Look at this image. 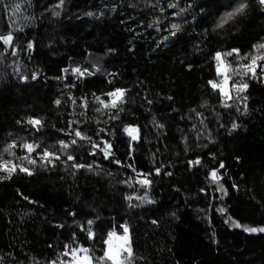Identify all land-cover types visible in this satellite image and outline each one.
<instances>
[{"label":"trees","instance_id":"16d2710c","mask_svg":"<svg viewBox=\"0 0 264 264\" xmlns=\"http://www.w3.org/2000/svg\"><path fill=\"white\" fill-rule=\"evenodd\" d=\"M242 2L244 13L217 27L234 0H0V37L13 35L0 40V160L17 166L0 168V264H51L80 245L96 259L125 225L132 264H264V232L245 231L264 227L261 60L243 92L238 70L228 72L231 99L209 83L223 77L217 52L239 49L228 62L239 71L264 54L254 48L264 8ZM117 88L123 102L111 107ZM77 130L88 139L73 145ZM24 136L57 153L55 167L37 157L22 165L31 175L20 171ZM101 138L113 156L89 154ZM60 141L92 168L65 163Z\"/></svg>","mask_w":264,"mask_h":264},{"label":"snow or ice","instance_id":"6c2138e0","mask_svg":"<svg viewBox=\"0 0 264 264\" xmlns=\"http://www.w3.org/2000/svg\"><path fill=\"white\" fill-rule=\"evenodd\" d=\"M234 2L237 4V6L235 7V9L231 12H227L225 14V16L221 17V23L217 24V27H223L224 23H227L228 20L233 19L235 16L243 14L245 9L247 8V4L243 3L242 0H234ZM258 3L261 6H264V0H258ZM231 6V5H229ZM169 7H176V5L174 4H169ZM184 9H181L180 12H183ZM59 13H57L58 15ZM177 15H179V13H177ZM172 29H174L175 31H172L170 33V35L172 37L176 36V33L178 31H180V25L178 24H172ZM13 37L11 35H8L6 37H0V40H3L5 44H8L12 41ZM165 39H168L167 37ZM29 47H31V45H29ZM254 48L257 50V52H259L261 49H264V43H258L256 45H254ZM240 50L239 49H232L231 51L225 53L224 55L226 56H232L234 53L236 55H239ZM221 53L217 52L215 54V59L217 61V72L218 73H224V79H223V83L222 84H218L214 81H209V83L212 85L213 89H220L221 94L223 95V97L225 98V100L227 99H231L230 95H229V90L227 88L228 85V80L229 77L227 75V69H223L221 68ZM242 60L245 58L243 56L240 57ZM258 60H264V55H253L251 56V63L250 64H245L242 65V67L244 69H246V71L243 73V75H247L248 73H252L253 77H255L256 75V67H257V61ZM75 72L79 73L81 76H83L85 74V72L81 71L79 68L74 69ZM87 71V70H85ZM234 87H236L237 89V93L243 92L248 88V84L247 83H241L239 85H234ZM125 90L124 89H120L117 88L115 89V91L113 92H109L107 93V96L111 97V107H116L117 106V102L120 101L121 103L123 102V95H124ZM99 99V98H97ZM57 104L60 103L59 100L56 101ZM101 103H103V101H101ZM225 107H229L230 105L225 104ZM99 110V109H98ZM30 124L33 125H40L41 121L39 120H30L29 121ZM162 127V126H161ZM238 127V125L236 123L232 124V129L235 130ZM124 131L127 132L129 134V136L132 137V139H136V136L134 135L135 133V129H131L129 127H125ZM75 135L77 137H80L81 139H88L87 137H84L80 131H76ZM63 148L67 149L69 147V144H66L64 141H60L59 142ZM71 144H76L75 140L71 141ZM105 147L101 149L104 158H107L110 155V149H111V145L107 142L104 141ZM15 147V141H13L12 144H9L7 149H5L6 151L12 149ZM22 147L24 149H27V151L29 153L33 152L35 150V147H38V145L34 146L32 144H23ZM95 147H99V145H95ZM22 159H28V157H23ZM40 160L41 162L45 163V164H52L53 167H55V162L60 160V157L58 155H56L55 153L49 152L47 149H44L42 152V155H40ZM67 161H73L74 162V167L76 168H84L87 167L89 169L92 168V165H84V164H77L75 163V158L71 155L67 156V160L65 161V163ZM29 163L31 164H35L36 160L31 159L29 160ZM117 163H119V161H117ZM190 163H195V164H199L200 161L199 159H197L196 161L190 162ZM220 167H223V164L220 165ZM0 168H3L5 171H7L9 174H11L12 172L16 171L17 166L16 165H12V167H8L7 164H0ZM20 171L27 173L28 175H31L32 173L30 172V170L28 168H24V167H20ZM160 172V169H156V174L158 175ZM169 175H171V173H168ZM211 177L213 181H217L219 179V176L217 174L216 170H213L211 172ZM143 184L145 185H149L151 183L150 180H148L147 178L143 179L141 181ZM222 187V186H221ZM71 215H75L74 213ZM89 226L92 225V221H88L87 222ZM235 227H240L239 224H235ZM61 227H63L61 225ZM81 230H83V226H81ZM123 231L125 233V235L123 237H120L119 239H122L124 241L123 244H121L119 247L114 248L113 244H112V237L114 235V233L109 232L108 233V239L104 241V243L107 245V247L103 250V255L96 258L95 259V264H132V250L131 247L128 245V229L127 226L123 227ZM245 231L248 232H264V227H260V228H255V227H246ZM95 236V233L92 232H88L87 237L88 239H93ZM74 239V237H73ZM67 249V246H66ZM89 249L85 248L83 245H80L79 247H75V248H71L70 251H66L65 255H70L72 257L71 261L68 262V264H94V260L92 258L91 255H89ZM79 253H84L83 256L79 255ZM125 254L124 255V259H121V254ZM51 264H57V261H52ZM61 264H63V262H61Z\"/></svg>","mask_w":264,"mask_h":264},{"label":"rangeland","instance_id":"374dc122","mask_svg":"<svg viewBox=\"0 0 264 264\" xmlns=\"http://www.w3.org/2000/svg\"><path fill=\"white\" fill-rule=\"evenodd\" d=\"M8 35H11L12 37H13V35L12 34H8ZM8 35H6V36H8ZM5 36V37H6ZM12 42V41H11ZM10 42V43H11ZM10 43H8V44H10ZM222 55H221V68H223V69H227V75H228V77H229V80H228V85H227V88H228V90H229V95H231L230 93H231V89H232V86H231V84H230V80H231V74H228V72L231 70V73H233L234 71H236V70H238V72H235V74L237 73V76H239V77H242V80H243V82H247L248 81V79L252 76L250 73H248L247 75H243V73L245 72V70H240L239 71V69H235V67L236 68H238L239 67V65L238 66H235L234 67V70L232 69V67L231 66H229L228 65V62H229V58H230V56H226V55H224L225 53H221ZM239 59H241L240 57H239ZM238 59V60H239ZM242 60V59H241ZM220 74H222L223 75V77L221 78V81L220 82H218V84H222L223 83V79H224V73H220ZM241 80V81H242ZM111 97H109L108 96V102H109V104L111 105ZM107 103V102H106ZM118 104H120V101H118L117 102V105ZM223 106H224V104H223ZM240 114L241 115H243V114H246V112H250V110H249V108H248V104H246V103H243V105H241L240 107ZM239 108L237 109V110H239ZM132 128H134L135 130H137L135 127H132ZM84 137H86L85 136V134H82ZM101 139H103V138H101ZM100 139V140H101ZM99 140V141H100ZM108 141V140H107ZM16 142V141H15ZM25 143H27V144H32V145H34V146H36L37 144H33V143H31L30 141H29V139H28V137H26V136H24V137H22L21 138V141H20V147L21 148H19V149H21V150H23V148H22V145L23 144H25ZM26 152V154H30L28 151H27V149H24ZM35 151H40V149L38 148V147H35V150L33 151V152H35ZM68 148L67 149H62L61 150V154H64V155H66V156H68L69 154H68ZM32 153V152H31ZM24 161L25 162H29V160L28 159H22V157H21V160L19 161V162H17V163H19L18 165H20V167L22 166V165H24L23 163H24ZM125 226H127V225H125ZM127 229H128V233H127V235H128V245L130 246V231H129V227L127 226ZM125 235V233H124V231H123V233L121 234V235H117V234H114L113 235V237H112V244H113V247L114 248H116V247H119L121 244H123L124 243V241L122 240V239H119L120 237H123ZM107 247V246H106ZM66 251H70V249L68 248V249H66L64 252H63V254L59 257L60 259L59 260H57V264H61V262H63V264H68V262L69 261H71V259H72V257L70 256V255H65V253H66ZM79 255H81V256H83L84 255V253H79ZM124 255L125 254H121V259H124ZM93 258V260H94V264H95V259H94V257H92ZM132 259V258H131Z\"/></svg>","mask_w":264,"mask_h":264},{"label":"built area","instance_id":"2783aa9c","mask_svg":"<svg viewBox=\"0 0 264 264\" xmlns=\"http://www.w3.org/2000/svg\"><path fill=\"white\" fill-rule=\"evenodd\" d=\"M261 6V5H260ZM261 7H263L264 8V6H261ZM264 55V54H263ZM261 63V75L263 76V80H264V60H261L260 61ZM37 78V74L36 75H34L33 76V78H32V80H35ZM235 90H237L236 89V87L234 88ZM243 99H248V96L247 95H243ZM130 128V127H129ZM131 129H134V128H132L131 127ZM134 135L135 136H137V132L135 131V133H134ZM131 137V136H130ZM132 138V137H131ZM73 140H75V141H77L78 139H77V136L74 134V137H73ZM104 141H107L105 138H103V139H101L99 142H97V143H95V144H93V146H92V148H91V150L89 151V154H94L97 150H100L101 151V149L102 148H104L105 147V144H104ZM110 145H111V143L109 142V141H107ZM78 143V142H77ZM95 145H99V147L97 148V147H95ZM42 152L43 151H40V152H38V154H25L24 156L25 157H28V159H32V158H40V155H42ZM102 152V151H101ZM56 155H58L57 153H55ZM59 156V155H58ZM110 156H113V153H112V148L110 149V155H109V157ZM8 161L6 160V159H4V160H0V164H8L7 163ZM132 171H134L135 173H136V171H135V169H132ZM148 179V178H147ZM112 233H114L115 234V232L114 231H112Z\"/></svg>","mask_w":264,"mask_h":264}]
</instances>
